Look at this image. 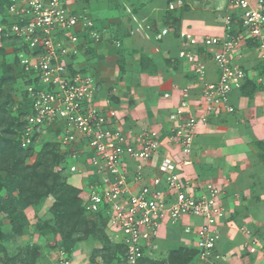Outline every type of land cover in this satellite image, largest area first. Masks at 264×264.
<instances>
[{"label": "built area", "instance_id": "built-area-1", "mask_svg": "<svg viewBox=\"0 0 264 264\" xmlns=\"http://www.w3.org/2000/svg\"><path fill=\"white\" fill-rule=\"evenodd\" d=\"M215 1L223 35H182L177 58L191 66L201 82L200 94L191 98L187 89L181 91L163 140L161 131L152 129L137 136L125 133L111 103L100 101L94 77L77 66L92 27L80 13L78 0H8L4 7L0 35L18 44L17 64L11 66L26 85V108L16 131L19 148L32 149L45 132L53 136L63 161L58 170L84 183L77 189L85 214L104 219L105 232L121 247L111 264H142L159 228L183 219L200 221L195 228L183 229L193 237L194 264H219L223 259L215 250L224 215L220 190L189 180L183 167L191 165L197 126L222 112H234L229 105L234 89L251 81L264 93V0ZM135 33L146 39L153 34L150 25L138 26ZM167 34L166 27L159 29L153 39L161 42ZM248 46L258 55L260 72L235 63L241 48ZM206 58L218 71L216 81L204 80ZM165 144L173 145L177 154L165 155ZM153 163L156 176L146 178L145 169ZM260 249L264 252V245ZM255 251L252 243L248 252ZM61 264L70 262L66 258Z\"/></svg>", "mask_w": 264, "mask_h": 264}, {"label": "rangeland", "instance_id": "rangeland-1", "mask_svg": "<svg viewBox=\"0 0 264 264\" xmlns=\"http://www.w3.org/2000/svg\"><path fill=\"white\" fill-rule=\"evenodd\" d=\"M78 1L77 7L80 8L83 18L92 23V27L87 29L90 31L87 38L88 45L92 47H87L84 59L94 67L99 89L97 93L103 91L113 102L115 100L118 102L120 97L129 96L131 104L133 102L131 97L140 95L142 91L140 82L136 81V78L143 72H156L148 66L149 61L146 56L124 50L126 38L137 37L135 30L138 26L144 28L145 24L150 25L151 33L154 34L157 32V26L166 27L169 34L170 27L163 23L167 21L174 24V18L179 19V26L183 22L193 20L202 21L206 26L222 25V18H218L219 6L215 0ZM170 5L173 10H169ZM142 8L147 9L144 22L133 21L134 13ZM5 14L0 4V24ZM131 21L133 26L130 24ZM247 48L251 49L250 46ZM111 49H115L113 56L108 54ZM18 52L16 42L0 35V131L11 129L15 132V141H17V127L20 126V118L26 108L23 99L26 90L24 77L18 69L11 68V64L16 66ZM163 62L161 60L160 63ZM183 62L192 73L189 63ZM163 68L167 67L163 66ZM214 69L217 71L216 68ZM1 79H6V82L2 84ZM117 90L120 91L119 94L116 93ZM2 136L12 139L11 134L10 137L6 133ZM52 140L54 138L49 132L41 134L30 149V153L26 155L19 153L11 145L0 148L2 150L0 152V264H61L66 258L70 264H111L116 260V244L110 240L101 221L83 213L77 214L78 211L75 209L74 213L68 209L70 222L63 223L61 217L66 213L64 210L66 208L52 209L55 203L54 194L60 193L56 192L59 189H54L52 195L44 196L47 189L53 185L54 176L58 177L57 185L79 187L81 184L79 178L72 177L70 185L68 180L71 175L63 169L58 170L63 161ZM18 158L22 159L24 165L30 169L25 172H12V167ZM70 163L72 162L69 161ZM45 172L50 173L47 182L42 185L44 187H38L40 177ZM16 175L26 177L20 191L15 186ZM26 197H34L33 206H26ZM73 214L77 216H72ZM191 249V246L185 244L174 246L156 242V247L154 249L151 247L146 253L147 263L189 264Z\"/></svg>", "mask_w": 264, "mask_h": 264}, {"label": "crops", "instance_id": "crops-1", "mask_svg": "<svg viewBox=\"0 0 264 264\" xmlns=\"http://www.w3.org/2000/svg\"><path fill=\"white\" fill-rule=\"evenodd\" d=\"M146 10H137L133 21L144 22ZM186 22L181 24L177 36L170 28L168 36L161 43L154 41V33L149 35V39L139 35V38H126L124 50L146 56L148 66L156 72H143L136 78L142 91L140 95L131 97V104L129 96L120 97L118 102H113L103 91L98 93L101 102L107 100L111 103L110 107L117 113L125 133L137 136L152 129L161 131L163 140V133L172 125L168 115L178 104L181 91L187 89L191 98L199 96L201 82L189 72L187 64L177 58L178 52L183 50L182 35L188 33L197 39L220 37L223 29L213 24L206 26L202 21ZM130 24L133 26L132 21ZM89 46L87 41V47ZM111 50L109 56L115 53V49ZM96 51L99 53V50ZM84 56L85 54L79 57L77 66L90 72L97 82L94 67L86 62ZM160 59L164 61L163 64ZM203 61L204 80L216 81L218 73L214 64L209 58ZM235 63L247 71L257 73L262 70L257 53L250 48H241V54L235 57ZM116 93L119 94L120 91L117 90ZM164 94H169V98H164ZM229 105L233 108V113L222 112L218 117H210L206 124L197 126L191 150V165L183 167V172L189 180L197 179L201 184H212L220 190L219 200L224 215L219 223L220 237L215 249L223 257L219 264H264V252L260 249V245H264V93L258 90L257 85L254 90L251 87H238L230 93ZM161 151L165 155L177 152L173 145L167 144ZM153 166L154 163L146 167V178L156 176ZM72 177L77 176H70V185ZM82 183L79 187L84 185ZM186 225L195 228L200 225V221L183 219L176 225L161 226L152 243L153 249L156 242L193 247V237L183 233ZM252 243L256 244L253 254L248 252Z\"/></svg>", "mask_w": 264, "mask_h": 264}, {"label": "trees", "instance_id": "trees-1", "mask_svg": "<svg viewBox=\"0 0 264 264\" xmlns=\"http://www.w3.org/2000/svg\"><path fill=\"white\" fill-rule=\"evenodd\" d=\"M7 3H8V0H0V4L2 5V12L4 11V6ZM168 12L169 13H172L173 11H168ZM173 23L174 24L168 23L166 21L163 24L165 26H169L171 29H173V31H175L174 32V35L176 34L175 36H177V34L179 32V29H180L179 19H175L174 18L173 19ZM15 62L17 64V61H15ZM11 68H12V66H11ZM1 82H2V84H4V82H6V79H1ZM246 87H251L254 90L255 85L251 81H246L241 86V88H246ZM0 96H1V93H0ZM2 115H3V112L1 113V116ZM5 133L8 134L9 137H10V134H11L12 135V139H6L5 137H3L2 134H5ZM14 137H15V132L14 131H11V129H3V130H1L0 131V148H5L6 145H11L13 148H16V150H18L19 153H22L24 155L29 154L30 153V149L28 151L21 150L19 148L18 142L15 141ZM54 147H56V146L54 145ZM1 151L2 150H0V152ZM29 169H30L29 167H27V166L24 165L23 160L20 159V158H18V160L14 163L11 171L12 172H15V171L25 172V171H27ZM34 171H35V169H34ZM49 175H50V173H48V172H45L44 174L41 175L40 181L37 184L38 187H41L42 185H44L47 182V178H48ZM33 177H35V176L33 175ZM14 180H15V186H16V188L19 191L22 190V185L26 181V177L25 176L21 177L20 175H16L14 177ZM57 180H58V177L57 176H54L53 177V185H51L47 189V192H46V194L44 196L52 195V191H54V189H56V188L59 189L56 192H60V193L54 194V196H55V198H54L55 199V203L52 205V209L57 208V207L66 208V209H64L66 211V213L63 214V216L61 217V220H62L63 223L64 222H67L68 223V222H70L69 221V218H70V215L69 214L70 213H67V210L68 209L71 210L72 213H74L73 210L75 209V210L78 211L77 214L78 213L79 214H81V213L85 214L84 208L82 206V202H81V200L79 199V196H78L80 192L75 187H71V186L69 187V186H67L65 184L57 185ZM42 187H44V186H42ZM33 198L34 197H26V200H27L26 201V206L27 207L34 205L33 204V200H32ZM12 212H14V210H12ZM77 214H73L72 216H77ZM96 219H98L99 221H101L102 226L105 229V221H104V219H100V218H96ZM115 249H116L115 252L117 253L116 259L118 260V256L121 254V247L116 246ZM191 250H192V252H191V259H190L189 264H194L195 257H196V251L194 249H191ZM142 264H148L146 258L143 259Z\"/></svg>", "mask_w": 264, "mask_h": 264}]
</instances>
